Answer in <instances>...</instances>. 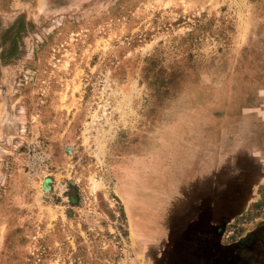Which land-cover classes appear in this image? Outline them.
<instances>
[{
  "label": "rangeland",
  "instance_id": "374dc122",
  "mask_svg": "<svg viewBox=\"0 0 264 264\" xmlns=\"http://www.w3.org/2000/svg\"><path fill=\"white\" fill-rule=\"evenodd\" d=\"M200 189L264 227V0H0V264H190Z\"/></svg>",
  "mask_w": 264,
  "mask_h": 264
},
{
  "label": "crops",
  "instance_id": "0c3cea01",
  "mask_svg": "<svg viewBox=\"0 0 264 264\" xmlns=\"http://www.w3.org/2000/svg\"><path fill=\"white\" fill-rule=\"evenodd\" d=\"M260 180L258 179L257 181L261 182ZM249 181L251 187H253V176H251ZM223 182L224 183H219V193L220 196L226 197L229 196V188L231 187V185L228 187V184H231L232 180H223ZM259 182H254V187L258 186ZM233 185L239 188L242 187L241 183L237 182ZM237 191L238 194H235V196H233L234 199L231 200L234 202L229 207H226V210H222L221 212L227 211L229 214H237V212L239 213L240 210H242V208L247 205V203L245 202L248 201L247 198H250L251 200L253 196L252 193H246L241 196L239 193L240 190ZM199 192L202 193V195L200 196L202 203L198 205L197 210L198 213L203 214L204 217L202 218V222L199 223L200 226H198L197 228L201 231L197 233L199 234V237L197 239L178 243L177 247L174 249L176 257H178L177 261L179 262L180 258L183 259V256H186L183 253H186V258L190 264H197V258L199 257L202 259L207 257L208 259L206 261V264H264V227L260 229L258 234L252 235V237L248 241L247 239H242L241 241L237 240L233 242H227L225 244L216 242V240L209 233L211 227L210 223H207L205 219L206 214L211 215L213 213V210L210 208L209 200H205V198L209 197V190L207 191V194L205 193V189H200ZM200 197L198 196V198ZM237 198H243L241 200L244 202L238 203L236 201ZM214 213L217 212L214 211ZM204 225L207 229V232L205 233L202 230L204 228L202 226ZM200 258L199 262L202 260H200ZM199 262L198 264H200Z\"/></svg>",
  "mask_w": 264,
  "mask_h": 264
}]
</instances>
